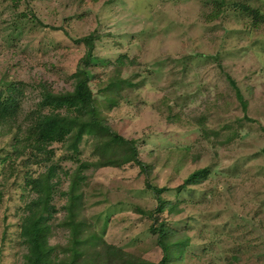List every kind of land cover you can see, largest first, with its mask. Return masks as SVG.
Instances as JSON below:
<instances>
[{
    "label": "rangeland",
    "instance_id": "1",
    "mask_svg": "<svg viewBox=\"0 0 264 264\" xmlns=\"http://www.w3.org/2000/svg\"><path fill=\"white\" fill-rule=\"evenodd\" d=\"M26 7L63 29L15 17ZM94 30L102 34L89 65L97 115L140 139V158L153 172L93 164L119 148L98 153L89 136L77 148L54 143L47 165H38L58 167L50 242H69V174L86 163L79 213L105 241L157 263L164 251L156 229L165 223L172 240L187 241L169 264H264V0H0V83H24L20 122L43 85L74 88L71 75L88 50L75 39ZM115 75L134 84L109 86ZM12 144L13 133L0 126V264H25L18 223L27 168L18 165L28 153L11 155ZM204 167L206 179L184 184ZM148 182L165 190L158 194Z\"/></svg>",
    "mask_w": 264,
    "mask_h": 264
},
{
    "label": "trees",
    "instance_id": "2",
    "mask_svg": "<svg viewBox=\"0 0 264 264\" xmlns=\"http://www.w3.org/2000/svg\"><path fill=\"white\" fill-rule=\"evenodd\" d=\"M242 7L246 11L254 12L257 18L261 15L258 9H249L247 5H242ZM15 17L20 20H32L34 23L40 20L42 27H49L53 30L63 29L43 23L41 19H37L36 14L29 7L23 10L17 9ZM25 23L27 21L17 23L10 35L13 36L15 32L19 33ZM101 38L102 34L94 30L88 35L75 39V42L80 44L85 42L88 50L80 58L76 70L71 75L75 80L74 88L54 92L48 85H43L42 99L37 102L36 108L29 112L25 121H19L20 106L25 93L24 83L14 80H3L0 83V126L8 129V133H13L14 149L11 155L15 154L20 157L28 153L26 164L23 160L18 165L19 172L24 167L27 168L23 182V190L26 193L23 196L22 215L18 223V237L28 248L25 254V264H169L172 259L181 255L180 253L184 251L187 244L186 240H172L171 229L165 223L156 229L159 231L157 242L164 251L163 258L157 263L105 241L98 231L92 228L91 223L79 213L81 198L84 195L80 187L83 179L82 166L87 165L86 163L69 174L71 184L67 192L68 213L67 219L64 220V223L70 227L69 242L67 245H56L50 242L51 219L57 210L53 204V198L59 182L55 180L58 167L50 164L45 171H41L38 170V165H47L51 155L54 154L51 148L54 143L68 140L71 147L77 148L83 138L89 136L92 138L91 144L98 153L103 152L107 155L104 152H108L110 148L114 146L119 148L113 157L101 158L93 164L122 166L134 163L149 178L153 172L152 167L140 158V139L127 138L118 133L106 119L97 115L89 65L95 56L96 41ZM228 78L236 89L237 98L246 110L248 101L242 89L231 75H228ZM121 82L134 84L130 78L115 75L109 86H118ZM168 108L172 109V106L168 105ZM171 117L172 115L169 114L168 118L171 119ZM11 155H7L4 159L8 160ZM209 170V167L195 170L184 184L201 183L209 175ZM148 186L155 188L158 194L165 190L151 182H148ZM160 201L162 207L164 203L162 199ZM58 248L61 249L63 255H59Z\"/></svg>",
    "mask_w": 264,
    "mask_h": 264
}]
</instances>
